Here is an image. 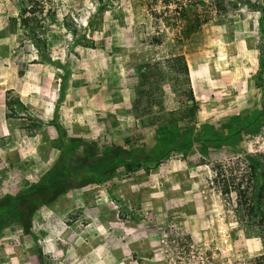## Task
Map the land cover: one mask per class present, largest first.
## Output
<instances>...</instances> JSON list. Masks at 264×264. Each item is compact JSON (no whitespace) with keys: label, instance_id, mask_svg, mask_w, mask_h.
<instances>
[{"label":"rangeland","instance_id":"1","mask_svg":"<svg viewBox=\"0 0 264 264\" xmlns=\"http://www.w3.org/2000/svg\"><path fill=\"white\" fill-rule=\"evenodd\" d=\"M261 3L0 0V264H251L262 255L264 238L240 227L214 170L234 147L264 151ZM180 54L200 110L188 134L168 136L143 108L151 92L154 110L182 106L167 62ZM10 69L26 92L36 71L53 76L52 114L7 106L20 97L3 92ZM205 124L224 125L223 139L202 144ZM233 125L246 129L225 137ZM63 136L92 141L96 159L65 165L51 180L59 192L47 178ZM83 178L95 183L80 187Z\"/></svg>","mask_w":264,"mask_h":264},{"label":"trees","instance_id":"2","mask_svg":"<svg viewBox=\"0 0 264 264\" xmlns=\"http://www.w3.org/2000/svg\"><path fill=\"white\" fill-rule=\"evenodd\" d=\"M260 7L262 10L260 32L264 34V0H262ZM27 19L28 18L24 20L25 23H28ZM155 41L156 43L160 42L158 39ZM261 55L263 56V50H261ZM167 62L170 71H173V73L176 75L174 87L176 88L177 92H180V94L184 96L182 106L171 110H154V107L159 105L160 102L157 99V95L154 92H151L149 98L147 99V105L145 108H143V111L156 118L155 120L159 126V130L164 135L172 136L177 132L178 134L185 136L189 131H191L192 128L190 125H187L185 121L187 119H193V122H196L197 114L200 108L194 96L189 75V66L185 56L183 54L173 56L171 59L167 60ZM147 67L150 68V65ZM154 69L153 71L156 72L157 75L161 76L162 78L167 77V72L160 70L158 66L154 67ZM142 71L144 70H139L140 78L148 80L149 78L147 77V71ZM263 71L264 62L261 61L258 70L256 87L262 90V95L264 94V80L262 77ZM170 80L172 81V79ZM12 92V90L8 91L9 94ZM12 105H17L20 109L27 110V107L21 101L19 96H14V98L11 100L8 98L7 106L10 107ZM12 108L14 109L13 111H16L14 107ZM229 122L233 123L232 120ZM223 126L222 128L224 129H222L221 126L216 128L214 125H203L200 129L202 136H204L203 134L207 133L208 129L210 128L211 138L207 136L203 137L200 139V142L204 144L205 142L211 140L214 137H218L219 135V138L216 140L223 139L225 131V127ZM245 127L246 126H243L234 131L233 125L230 127L231 132H228L225 137L242 134L246 129ZM256 128L257 127L253 128L252 130ZM62 144L64 150L61 156V163L47 178V180L50 181L53 186L56 184L60 187L59 192L64 189L63 186H61V183L52 181L59 175L63 179L66 170L68 169L65 168V165L74 167L75 165L72 164V160L74 162L76 158L82 159L84 161H93L96 159V155H94L91 149L93 145L92 141H87L83 138H68L63 136ZM182 148L183 143L178 146L177 150L180 152H177V154L181 153ZM170 149L172 150V148ZM115 150H121V148L117 147L112 149L110 154H113ZM165 152H167L170 157L172 156V153L169 149H165ZM214 170L216 172V180L221 183L220 192L223 196L228 197L229 200L232 201L233 212L240 227L245 232H256L264 238V151L241 152L237 149V147H234L232 148L230 162L228 164H217L215 165ZM80 181V187L95 183L94 178H83ZM47 187L48 185H40L41 191L44 192L49 190ZM251 264H264V253L255 257L251 261Z\"/></svg>","mask_w":264,"mask_h":264},{"label":"crops","instance_id":"3","mask_svg":"<svg viewBox=\"0 0 264 264\" xmlns=\"http://www.w3.org/2000/svg\"><path fill=\"white\" fill-rule=\"evenodd\" d=\"M44 70L41 71H36L34 74V77L32 79L31 83V88L26 91H24V86H18L16 82L20 81V77L12 72V69L8 70V73L3 75L1 77L2 83L5 85V89L3 92H8L9 90H15L17 93L20 94V99L21 101L25 104V106L30 109V107H42L45 108L47 106V103H51V99H53V88L52 84L53 82L51 81L53 79V76L51 74H46ZM30 85V84H29ZM55 85L56 82H55ZM54 85V87H55ZM31 91V92H30ZM47 95V96H46ZM49 97V98H48ZM50 97H52L50 99ZM6 95L3 96V103L1 105L5 106L6 105ZM44 103V104H43ZM50 105L47 106V109L49 112L47 114H52L51 113V108L49 107ZM50 108V109H49ZM4 126V127H3ZM1 135L5 136L8 134V125L5 122V125H2L1 128ZM6 131V132H5Z\"/></svg>","mask_w":264,"mask_h":264}]
</instances>
